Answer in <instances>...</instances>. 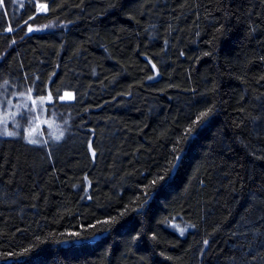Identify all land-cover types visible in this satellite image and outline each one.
Here are the masks:
<instances>
[{
  "label": "trees",
  "instance_id": "16d2710c",
  "mask_svg": "<svg viewBox=\"0 0 264 264\" xmlns=\"http://www.w3.org/2000/svg\"><path fill=\"white\" fill-rule=\"evenodd\" d=\"M4 87L0 264H264V0H3Z\"/></svg>",
  "mask_w": 264,
  "mask_h": 264
},
{
  "label": "rangeland",
  "instance_id": "374dc122",
  "mask_svg": "<svg viewBox=\"0 0 264 264\" xmlns=\"http://www.w3.org/2000/svg\"><path fill=\"white\" fill-rule=\"evenodd\" d=\"M42 6L40 12L45 13L47 8ZM4 89L0 91V138H23L33 146L57 144L65 138L64 126L54 115L49 114L53 103L49 94L36 96L34 91L10 94L9 90ZM65 94L60 101L74 99L73 93H70L71 99ZM32 140L37 143H31Z\"/></svg>",
  "mask_w": 264,
  "mask_h": 264
},
{
  "label": "snow or ice",
  "instance_id": "6c2138e0",
  "mask_svg": "<svg viewBox=\"0 0 264 264\" xmlns=\"http://www.w3.org/2000/svg\"><path fill=\"white\" fill-rule=\"evenodd\" d=\"M0 4H3V0H0ZM42 7H46V6H42ZM28 31H32V29H31L30 26H29ZM153 67H155V66L153 65ZM65 96H66L67 98L71 99V94H70V93H66ZM30 142H31V143H37V141H35V140H32V141H30ZM160 179L163 180L164 177L161 176ZM155 183H156V181H153V184H155ZM181 234H183V233H181ZM73 243H75V242H73ZM206 243H207V241H205V244H206Z\"/></svg>",
  "mask_w": 264,
  "mask_h": 264
}]
</instances>
